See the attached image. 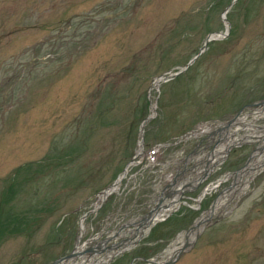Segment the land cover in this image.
Segmentation results:
<instances>
[{"label":"rangeland","instance_id":"374dc122","mask_svg":"<svg viewBox=\"0 0 264 264\" xmlns=\"http://www.w3.org/2000/svg\"><path fill=\"white\" fill-rule=\"evenodd\" d=\"M169 70L179 73L154 86ZM263 98L264 0H0V264H51L80 239L119 241L170 178L191 179L223 137L198 147L191 129L206 132ZM243 112L227 135L239 128L236 136L254 135L252 143L221 152L175 210L102 264L169 259L214 199H228L227 173L264 136V107ZM141 127L143 154L125 168ZM252 178L172 264H264V166ZM209 184L217 185L198 200Z\"/></svg>","mask_w":264,"mask_h":264},{"label":"bare ground","instance_id":"6f19581e","mask_svg":"<svg viewBox=\"0 0 264 264\" xmlns=\"http://www.w3.org/2000/svg\"><path fill=\"white\" fill-rule=\"evenodd\" d=\"M226 34V31L222 30V31H219L217 33H214L212 34V37L215 39V38H222L224 35ZM159 83H157L155 86H158ZM248 127H254L253 125L251 124H248ZM263 128V127H262ZM140 150V148H139ZM219 160V156L215 155L214 157H211V159L209 160L210 161V166L207 167V169H210L212 165H214L217 161ZM263 164H264V136L263 137H260L259 139V146L257 147V149L254 151V153L252 154V157L251 159L248 161V163L245 164V166H243L238 173H235L233 174V182L231 184V186L228 188L230 189V195L229 193L227 194L228 195V199L225 200V196L226 195H219V197H217V199L215 200L213 206L211 207V209L208 211V213L205 215L204 218L206 217H210L212 216L213 214L216 213V211L218 209H221L223 206L226 205V203L228 201L231 200V198H234L236 197L237 195L241 194L242 192H244V189L246 188L247 184H248V181L249 179L252 178V176L257 173L259 171L260 168L263 167ZM176 196V195H174ZM103 198V196H102ZM180 204V203H179ZM178 205V204H176ZM175 205V206H176ZM176 209V207L174 208ZM157 215V214H156ZM158 217V216H156ZM154 216L153 219L156 218ZM85 218V217H84ZM84 218L81 219V222H80V235L81 236L83 233H84V229H85V224H84ZM203 220V219H202ZM196 228V227H195ZM144 230V229H143ZM143 230L139 229L137 230L136 234H143ZM194 232V231H193ZM135 234V235H136ZM121 235V234H120ZM131 235L130 237H128L130 239L129 243L133 244V241L136 239L137 235ZM192 235V231H190V234L189 236H187L186 238H184V240L186 241L188 238H190V236ZM129 236V235H128ZM98 236H96L95 238H97ZM106 237H109V239L107 240V243L109 242V240L111 241L112 239V234H109L107 235ZM105 237V238H106ZM95 238L93 239H89L88 242L87 241H84L82 243V240L80 239V243L79 245L77 246V248H85L86 245H88V243L92 240L94 241V243H96L95 241H98V240H95ZM180 239V238H179ZM183 240V241H184ZM91 241V242H92ZM182 241V242H183ZM82 243V244H81ZM128 243V244H129ZM176 248H179L178 246H174V248L172 250H175ZM95 250V248L93 249ZM171 250V251H172ZM177 250V249H176ZM110 255L112 254L111 252H109ZM109 255V254H108ZM91 260L92 262L90 263H87V264H102L104 258L103 257H96V256H93L91 255ZM162 261H159V262H156L154 261V259L149 263V264H159L161 263ZM65 263V262H64Z\"/></svg>","mask_w":264,"mask_h":264},{"label":"water","instance_id":"95a60500","mask_svg":"<svg viewBox=\"0 0 264 264\" xmlns=\"http://www.w3.org/2000/svg\"><path fill=\"white\" fill-rule=\"evenodd\" d=\"M209 38H210V36H208V39H207L206 41H208ZM206 41H205V42H206ZM192 59H194V57H193ZM192 59H191V60H192ZM261 103H264V100H263ZM69 256H71V255H69ZM56 261H57V260H56ZM56 261H54V263H55Z\"/></svg>","mask_w":264,"mask_h":264}]
</instances>
